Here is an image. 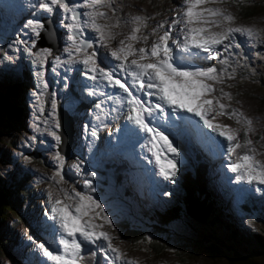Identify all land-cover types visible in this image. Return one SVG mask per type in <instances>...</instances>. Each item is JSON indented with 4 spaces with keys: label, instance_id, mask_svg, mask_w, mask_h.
Masks as SVG:
<instances>
[{
    "label": "rangeland",
    "instance_id": "374dc122",
    "mask_svg": "<svg viewBox=\"0 0 264 264\" xmlns=\"http://www.w3.org/2000/svg\"><path fill=\"white\" fill-rule=\"evenodd\" d=\"M30 1L23 3V6L22 4H15L22 6V8L14 5L8 6V2L2 1L1 4L5 10L3 9V12L0 11V81L6 80L7 78L2 76L10 73L12 81H20L25 84L23 94L19 95L17 99L18 105L20 102L23 107L22 114L19 117L21 122L14 130H7L1 136V141L5 143L0 142V186L8 183L12 188V183L16 184L22 181L26 185L24 190L29 191L19 204L20 211L24 213L22 215L23 219L17 222L16 216L9 215L0 228V233L5 237L9 229L13 227V237L8 243L7 253L0 252V264H25V262L31 264L29 261L34 262V259L39 256L36 244H50L48 238L52 239L54 237L53 234L48 237L49 231L54 233L52 225H49V231H44L42 224L47 216L50 215V212L47 214L51 207L49 193L51 192L53 197L60 195L58 189L61 187L69 191L73 187L77 191H83V181L85 179L91 180L95 188V192L91 194L100 200L105 207V212L113 221V227L105 226L104 230L115 237L113 240L114 247L124 252L127 258L137 261L138 264H228L225 258H218L209 252L208 248H210V245L208 244L210 243L205 240L204 242L202 241L205 237L208 240L211 239L210 237L224 241L233 239L234 242H230L233 250L236 249L234 246L238 247L237 251L245 248L249 252V257L253 258L256 264H264V256L257 257L255 255L260 250L259 247L261 245L264 246V185L258 186L259 190H257L255 185L237 181L236 174L232 173L228 167H224L223 161H227V158L220 155H227L226 151L223 152L217 143L219 138H215L214 134L210 133L208 129H204L203 126L201 130L205 132L206 136L203 137L200 134L197 136L196 132L192 134L187 131V137L189 138L188 140H191L193 136H197L207 148L200 150L202 152L198 153V156H194V152L190 153L193 145L187 142L188 153L179 151L180 155L176 160L179 171L173 178L175 182L165 181L156 173L153 167L154 161L150 162L152 160V158L149 159L151 153L147 149V161L151 167L144 163L142 154L143 158L136 155L137 150L135 147L128 150V152L132 158L139 163H143L145 167L135 161L134 163L130 159H126L123 163L124 168H122V159L124 157L119 158L116 154L108 151L106 146L109 145L107 140L109 132L100 131L101 125L104 124L106 118L103 113L99 116L97 113L98 109L95 107L99 96L91 95L89 102L86 104L90 108L89 111H85L81 107L77 108L78 103L82 101L79 92L81 91L83 96H87L84 93V87L88 89V91L86 89L85 91L89 93V91L94 89L100 90L102 85L97 87L93 81L88 79L83 67L79 64H66L58 67L56 72L52 71L51 61L53 57L63 54V49L67 45V30L60 26L58 14L44 13L36 6L39 0H33L31 3ZM70 2L79 3L81 0H70ZM209 6L223 8L230 12L236 17L235 26L243 25L264 29V0H247L246 3L240 4L234 2V0H225L222 4ZM114 7L117 10L116 16L119 17L121 24L120 27L113 29L116 39L111 43V47H117L119 41L130 33L133 25L127 23V21L132 16L137 15L154 17V19L149 20L147 29H144L141 33V35H149L150 39L147 42V46H150L152 41L156 39L155 36L151 35L153 28L160 23L167 22L165 23V29H163L166 30L181 12L183 0H114ZM246 8H250L251 13L243 14V10ZM102 11L107 12L112 17L111 20L107 21L108 23L115 22L116 17L112 16L111 9L104 8ZM29 19L45 21V31L41 32L39 38H36L29 29L24 27ZM104 22L101 21V23ZM179 27V25L176 26V30L173 33L174 38L178 34ZM163 30H161L160 34H162ZM33 39L36 40V47L33 48V52L43 48H51L53 51V57H49V63L45 69V79L49 83V88L46 90L45 95L41 97V100L44 101V113L39 121L36 119L37 116H40V113L37 110L38 102L35 97V93L41 90L37 87L38 77L36 72L39 71V68L33 63L34 58L25 50V44L17 43V40H24L30 46ZM236 41L241 44V48L232 49V52L238 55L230 57L229 61L231 65L229 71L235 68L236 78L234 80H226L222 85L216 84L214 86L217 89L215 94H219L221 87L225 92L231 93L232 101L225 99L222 102L230 104L231 108L239 109L245 116L253 120L255 131L250 136L255 142L260 136L264 135V83L261 82V79L264 80V58H261L264 57V32H262L261 38L257 41H249L247 37L236 34ZM135 46L139 48L146 45L141 42ZM97 48L101 60H104L106 56L111 58L108 49L99 47V45H97ZM240 53H243V56L239 55ZM257 53L260 56H257ZM8 57H11V59H8ZM244 57H247V59H244ZM64 58L67 59L66 56ZM130 59L132 58L130 57ZM200 61L210 63V65L207 64L205 66H211L214 64L211 62H215L217 68L221 67L213 60H197L196 62L199 63ZM105 63L107 64L108 61ZM75 71L78 72L77 75H75ZM25 79H29L27 86ZM229 85L232 86L229 87ZM52 93H55L57 118L60 125L61 112L68 114L67 112L71 110L74 113L73 116L76 123H72L73 118L71 117L72 134L71 142L69 143V154L65 153L67 140L62 139V142L57 146L46 130L48 127L55 130L54 122L49 116L53 99ZM73 95H77L78 99L74 101L72 99ZM103 107L106 108L107 105L105 104ZM91 115L94 116L93 122L90 121ZM98 116L100 117L99 119H97ZM44 120H48L49 124L45 125ZM62 120L63 124L66 125L68 123L65 115ZM179 122L184 123L183 120ZM214 122L229 125L232 128L240 127L235 120L229 119L226 115L217 117ZM37 123H39V131L36 130ZM94 124H98L97 127H93ZM85 126H87V130H85ZM184 126L186 127L185 124ZM94 129L97 132L96 137L91 135ZM58 134L62 137L61 127L58 130ZM33 136H35L34 140L32 139ZM96 140H99V143L94 148ZM100 142L103 144V148L99 147ZM261 144H264V141L255 143V147L258 150L257 158L264 161V154H259L264 153V148L261 147ZM141 145L145 144L141 142ZM209 146L214 151L217 149L214 158L217 170L206 159ZM97 149H100V151H97ZM57 151L61 155L64 154L63 156L65 157L62 174L66 183L60 185L55 184L50 179L57 170L54 159ZM28 153H36L39 155L38 158H42L43 163L37 164L34 163L35 160L33 159L28 160ZM74 163L81 165V172L78 173L71 167ZM106 163H108V167L105 166ZM200 166L201 169L207 166L205 178L208 183V193L210 197H214L218 204L222 206L223 213L221 216L223 219L221 221L223 223H218L219 225L212 229L205 228L201 231V234L200 229L198 232H186L182 221L178 223L179 229L174 231L175 234L172 236L167 231L164 232L159 226L154 228V225H149L145 236L158 238L162 241V244H170V247L175 249V251H170L171 249L166 248L161 255H155V253L150 252L149 245L146 243L140 246L128 243L117 228L114 202L112 203L110 197L101 192V189L104 188L103 179L111 178L115 173L121 172L123 183L133 194V200L129 206H127V200L121 203L117 201V205L126 210L129 209L131 214V217L128 216L129 220L140 223L139 218L135 216L136 211L142 217H161L160 213L164 214V210L169 209V205L176 200L175 191L181 183L183 173L189 171L194 175L196 168ZM147 167L149 170L151 169L150 174L146 171ZM226 169L231 173H228ZM92 172L95 173V176L88 175V173ZM129 173H132V175ZM227 174H230L231 177ZM8 175L12 177L10 181ZM133 175L137 178H133ZM3 177L5 178L4 181ZM228 177L229 179L226 180ZM13 191L16 192L14 188ZM229 192H231V196ZM165 193H170V195ZM15 194L16 197L19 195L17 192ZM17 216L21 218L18 213ZM47 226L45 224V227ZM203 232L207 233L205 237H202ZM29 237L32 239H29ZM9 245L16 249L17 254L9 253ZM183 255L189 256L184 257ZM96 259L99 264H107L100 254H98Z\"/></svg>",
    "mask_w": 264,
    "mask_h": 264
},
{
    "label": "snow or ice",
    "instance_id": "6c2138e0",
    "mask_svg": "<svg viewBox=\"0 0 264 264\" xmlns=\"http://www.w3.org/2000/svg\"><path fill=\"white\" fill-rule=\"evenodd\" d=\"M224 2L225 0H183L181 12L166 30L163 29L167 22L153 28L151 35L156 39L150 46H147L149 35L141 33L147 29L149 20L154 17L132 16L127 21L133 25L130 33L119 41L117 47L112 48L111 43L116 39L113 29L120 27L121 24L119 17L116 16L114 0H81L79 3H72L70 0H39L36 5L39 10L59 15L60 26L67 30V45L63 49V54L53 57L51 48L33 52V48L36 47L35 39L31 41L30 46L27 41L17 40L18 44H25V50L34 58L33 63L39 68L36 76L37 87L41 90L35 93L37 110L40 113V116L36 117L37 121L44 113V101L41 97L49 88V83L45 79L49 57H53L51 61L53 72L66 64H79L88 79L97 87L103 85L104 88L117 90L110 94L94 89L89 91V95H100L105 97L106 101L115 102L117 111L127 108V121L145 134L144 147L151 153L150 162L154 161L159 176L165 181L175 182L173 178L179 171L176 160L180 153L155 121L168 117L169 114L183 120L186 117L178 114L185 113L191 114L187 119L197 129L202 123L204 129H208L215 138H219L217 143L222 150H226L229 161L227 167L236 174V180L255 185L259 190L258 186L264 185V161L257 158L258 150L255 143L264 141V135L254 142L250 136L255 131L253 120L239 109L231 108L230 104L222 102L225 99L232 101L233 97L222 87L216 95L217 89L214 86L236 78L235 68L229 71L230 57L238 55L232 52V49L241 48V44L236 41V34L247 37L249 41H257L264 29L235 26L236 17L230 12L209 6ZM234 2L240 4L246 3L247 0ZM104 8L111 9L112 16L116 17L115 22H107L112 17L102 11ZM177 25L180 27L174 38L173 33ZM24 27L39 38L41 32L45 31V21L29 19ZM141 42L146 46L137 48L135 45ZM97 45L109 50L110 61L107 56L104 60L100 59ZM239 55L243 56V53ZM257 56L260 54L257 53ZM130 57L132 59H129ZM197 60H213L221 67L193 63ZM112 61L115 63L112 64ZM52 96L49 116L54 122L55 130L51 127L46 130L58 146L62 142V137L58 134L61 125L57 118L55 93H52ZM152 97H155V102L152 101ZM104 102L100 101L95 105L101 112ZM166 109H170V113ZM225 115L235 120L240 127L232 128L214 122L217 117ZM99 118L98 116L97 119ZM44 124L48 125L49 121L44 120ZM36 130L39 131V123ZM91 135L96 137L95 129ZM32 139L34 140L35 136ZM261 147L264 148V144H261ZM54 159L57 170L50 179L57 185L64 184L66 181L62 170L65 157L57 151ZM71 167L78 173L82 171L79 163H74ZM88 175L95 176V173ZM83 189L77 191L73 187L69 191L61 187L58 189L60 195L55 197L49 193L51 214L48 218L54 222L52 227L56 245L53 247L46 246L45 243L36 244L46 264H99L96 259L98 254L102 255L107 264L117 262L138 264L114 247L115 237L104 230L105 226L113 227V221L105 212L100 200L91 194L95 192L91 180L83 181ZM145 242L151 244V238L146 237L143 241H137Z\"/></svg>",
    "mask_w": 264,
    "mask_h": 264
},
{
    "label": "trees",
    "instance_id": "16d2710c",
    "mask_svg": "<svg viewBox=\"0 0 264 264\" xmlns=\"http://www.w3.org/2000/svg\"><path fill=\"white\" fill-rule=\"evenodd\" d=\"M244 13H251V9L246 8L243 10V14ZM261 82L264 83V80L261 79ZM27 84L28 79L26 80V86ZM24 86L25 84L23 82L12 81L11 77L4 81H0V142H3L1 141V136L5 131L14 130L21 122L19 117L22 114L21 111L23 107L20 102L18 105L17 99L19 98V95L21 96L23 94ZM39 160L41 159H38L37 161ZM195 171L196 173L194 175L189 171L184 172L180 187L177 190L176 200L169 205V209H166L167 212L160 214L161 217L156 218L154 216V223L152 222L153 219L151 216L145 217L144 219L138 215L137 211L135 212V216L139 218L140 223H136L134 220H129L128 216L131 217L129 209L126 210L125 208L118 206L117 201L121 203L127 200V206H129L133 200L131 199V191L124 185L120 173L113 175L107 180V183L104 185L106 188L105 194L110 196V201L112 203L114 202V210L118 221L117 226L118 229H120L123 238L132 245L140 246L143 243H137V241L145 240L147 237L145 234L149 225H154V228H157V226L161 227L164 232L167 231L170 236L175 234L174 231H178V223L182 221L185 225L186 232H198L200 229L201 234L203 229H212L219 225L218 223H221V220L223 219L221 216L223 210L222 206L218 204V201L214 197L212 198L209 196L208 183L205 178L206 168H196ZM11 186L12 188L8 183H4V185L0 186V228L9 215L16 216L17 222H20V220L23 219L22 215H24V213L20 211L19 204L29 191L24 190L26 185L22 181L16 184L12 183ZM13 188L19 193L18 197H16V192L13 191ZM17 213L21 218L17 216ZM12 231L13 227L7 232L5 237L0 233V252L7 253L8 243L12 238ZM206 235L207 233L203 232L202 237H205ZM152 238L153 237H151V244H148L147 242L145 243L149 245L150 252L155 253V255H161L166 248L173 249L170 247V244L165 245L162 244L160 239ZM210 238L211 239L208 240L205 237L202 241L204 242L205 240L210 243L207 244L210 245L208 250L212 255H215L218 258H225L228 264H236L239 262L242 264H256L254 259L249 257V252L245 248H242L243 250L241 251H237L236 249L238 247L234 246L236 249H232L230 242H234L233 239H226L224 241L212 237ZM259 248L260 250L257 251L255 255L257 257H263L264 246L261 245ZM10 250L11 247L9 246V251ZM183 256L188 257L189 255Z\"/></svg>",
    "mask_w": 264,
    "mask_h": 264
},
{
    "label": "clouds",
    "instance_id": "9594fccd",
    "mask_svg": "<svg viewBox=\"0 0 264 264\" xmlns=\"http://www.w3.org/2000/svg\"><path fill=\"white\" fill-rule=\"evenodd\" d=\"M2 77H5V78H10L11 76H10V73H7V74H5L4 76H2ZM28 83H29V79H28ZM31 83V82H30ZM72 114V113H71ZM73 115V114H72ZM72 118H73V121H72ZM72 118L70 117L69 118V120H68V123L66 124V125H64V128H62V130H61V133H62V139L64 140V139H66L67 140V147H66V154H69L70 152H69V143L71 142V134H72V125H71V121H72V123H76L75 122V120H74V116H72ZM29 157L27 158L28 160H32V159H35V161H34V163H37V164H42L43 163V161H42V158H38L39 157V155H37L36 153H28L27 154ZM62 155H64V154H62ZM38 159H41V160H39V161H37ZM17 163V162H16ZM17 165H19V164H17ZM107 167H108V163H107ZM122 168H124V166L122 167ZM186 172V171H185ZM30 173V172H29ZM118 173H121V172H118ZM118 173H115V174H118ZM130 175H131V173H129ZM183 175H184V173H183ZM183 175H182V178H183ZM9 176V179H11L12 177H11V175H8ZM33 176V175H32ZM133 178H137L136 176H132ZM110 178L109 177H107V178H105V179H103V186L105 185V182L107 181V180H109ZM3 180H4V177H3ZM181 184V183H180ZM180 187V185L178 186V188ZM105 187L103 188V189H101V192H104L105 193ZM177 190L178 189H176V191H175V193H176V195H177ZM131 195H132V197H131V199H133V194L131 193ZM109 196V195H108ZM231 196V195H230ZM18 197V196H17ZM110 197V196H109ZM118 210V209H117ZM164 212H167V210H164ZM22 213H23V211H22ZM137 214V213H136ZM161 214V213H160ZM139 215V214H138ZM142 217V216H141ZM142 218H144L145 219V217H142ZM153 220H152V222L154 223V218H152ZM31 222V221H30ZM151 222V223H152ZM117 223H118V221H117ZM117 228H118V226H117ZM10 230V229H9ZM119 231H120V229H118ZM122 235V234H121ZM12 237H13V235H12ZM10 246V245H9ZM11 247V250L9 251V253H14V254H17V251H16V249H14L12 246H10ZM16 256V255H15ZM20 257V256H19ZM20 259V258H19ZM25 264H27L26 262H25Z\"/></svg>",
    "mask_w": 264,
    "mask_h": 264
},
{
    "label": "bare ground",
    "instance_id": "6f19581e",
    "mask_svg": "<svg viewBox=\"0 0 264 264\" xmlns=\"http://www.w3.org/2000/svg\"><path fill=\"white\" fill-rule=\"evenodd\" d=\"M155 98V97H154ZM168 112L170 113V109H168ZM185 117H186V119H183V124H185L186 125V129H187V131L189 132V133H194V132H196V133H199L200 135H202L203 137L204 136H206V134H205V132L203 131V130H200V129H197L192 123H190L189 122V120L187 119V117H191V114H185V113H182ZM178 115H180V116H183V115H181V114H178ZM178 121H181V119H177ZM188 134V133H187ZM127 135H129V136H131V135H133L132 133H129L128 132V134ZM189 139V138H188ZM141 141H140V144H141V142H143L144 144H146V141H144L143 139H140ZM134 145V146H133ZM128 146H129V150H131V149H134L135 148V144L134 143H128ZM144 146V145H143ZM146 147H144L143 149H142V151H143V153H142V156H144V154H146ZM215 151L217 152V149H215ZM224 151H226V150H223V152ZM221 154V153H220ZM141 156V157H142ZM220 156H223V157H226V156H224V155H220ZM170 157V156H169ZM143 158V157H142ZM143 161L145 162V158L143 159ZM153 167H154V169L156 170V173H158V169L156 168V166H155V163L153 164ZM199 169V168H198ZM219 171V170H218Z\"/></svg>",
    "mask_w": 264,
    "mask_h": 264
}]
</instances>
